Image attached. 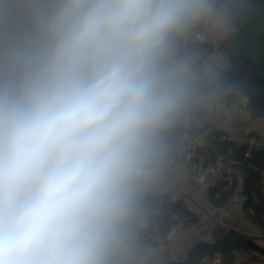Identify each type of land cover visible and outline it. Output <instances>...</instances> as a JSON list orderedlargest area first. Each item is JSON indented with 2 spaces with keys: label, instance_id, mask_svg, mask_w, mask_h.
Wrapping results in <instances>:
<instances>
[{
  "label": "clouds",
  "instance_id": "1",
  "mask_svg": "<svg viewBox=\"0 0 264 264\" xmlns=\"http://www.w3.org/2000/svg\"><path fill=\"white\" fill-rule=\"evenodd\" d=\"M214 0H0V264H125Z\"/></svg>",
  "mask_w": 264,
  "mask_h": 264
},
{
  "label": "crops",
  "instance_id": "2",
  "mask_svg": "<svg viewBox=\"0 0 264 264\" xmlns=\"http://www.w3.org/2000/svg\"><path fill=\"white\" fill-rule=\"evenodd\" d=\"M191 29L179 36L183 46L192 44L193 34ZM210 35L216 38L214 42H208L211 46L216 45L222 38L219 30L214 25L208 31V37ZM217 60L220 61V64L213 62L212 69L229 64V61H224L220 57H217ZM208 62L198 69L199 76L202 74L208 75L205 71ZM172 130L173 128L170 126L163 133L166 144L163 145L159 160L167 159L169 145L176 136V132L174 133ZM208 130L207 139L206 137L204 139L214 138L213 145L219 152L231 149L236 152V158L242 159V142L247 132L258 140H264V119L254 122L244 119L226 123L216 122L210 125ZM215 142L218 144L225 142L230 146L224 149L215 145ZM215 179V176L208 178L209 181ZM223 193H227L226 197L224 199L219 198ZM242 194H245L242 179H235L229 185L221 182L218 188L210 193L211 204L206 211L200 212L195 209L196 215L188 218L182 201L193 203L195 199L201 196L200 191L186 172L172 173L165 169L156 170L155 176L142 185L140 200L144 210H146V220L159 228L160 232L156 234L155 244L153 245H146L143 248L131 246L132 251L125 264H187L191 250L202 244H212L215 237H220L230 230L242 233L245 237H251L248 239L253 245V249L249 251L239 250L235 252L232 264H264V213L262 226L251 222L243 208H239L235 203ZM171 195H177L180 202L176 205L170 204L168 198ZM255 196L256 199L254 202L252 201L253 204L258 203L256 193ZM229 197H232L233 201H229ZM262 207L264 208V204ZM249 211L251 212V209ZM166 220L171 221L172 225L170 224L171 230L164 237L161 235L160 226L168 224ZM220 225H224L227 229H218ZM160 243H164L165 247H161ZM213 254L205 255L200 264L210 263Z\"/></svg>",
  "mask_w": 264,
  "mask_h": 264
},
{
  "label": "built area",
  "instance_id": "3",
  "mask_svg": "<svg viewBox=\"0 0 264 264\" xmlns=\"http://www.w3.org/2000/svg\"><path fill=\"white\" fill-rule=\"evenodd\" d=\"M214 25L225 36L229 32L235 31L238 26L222 18L216 11L212 20L201 22L191 29L193 34L192 44L183 46L178 36L176 44L178 53L181 56H190L194 59L197 69L204 66L213 54L198 53L193 50V45L207 44L208 31ZM215 46H212L213 53H215ZM233 99L227 100L225 98L213 95H199L192 100V104L196 105L198 109L202 110L201 115H191L187 108H183L177 115L171 128L176 129V136L169 145V151L166 160H158L156 170L165 169L172 173L186 172L194 185L200 191L201 196L193 201L187 203L182 201L183 208L188 215V218L194 217L195 209L200 212H205L211 204L210 193L215 191L219 183L225 182L231 184L235 179H242L243 170L242 165L251 158L255 152L264 151V140H258L251 133H246L243 138V158H236V152L231 149L225 152H219L214 147V138L204 139L209 133L208 127L216 122L226 123L237 119H244L247 121H259L263 117L254 118L252 113L247 109L249 103L247 96L240 92H232ZM166 144V139L163 136V145ZM256 171L254 166H251ZM262 182L260 191L264 193V174L260 171ZM210 176H215L214 181H209ZM230 198V197H229ZM254 202L256 199L255 193L251 195ZM250 200L247 194H242L238 200L235 201L239 208ZM229 201H233L231 197ZM168 202L176 205L180 202L177 195H171ZM142 208L141 200L139 204V212L130 225L132 233L133 247L143 248L146 244L140 241L141 236L148 235L153 238V235L159 234L160 230L153 223L141 217ZM218 229H227L224 225H220ZM161 247H165L164 243H160ZM208 264H223L222 255L220 252H214L212 260Z\"/></svg>",
  "mask_w": 264,
  "mask_h": 264
},
{
  "label": "trees",
  "instance_id": "4",
  "mask_svg": "<svg viewBox=\"0 0 264 264\" xmlns=\"http://www.w3.org/2000/svg\"><path fill=\"white\" fill-rule=\"evenodd\" d=\"M215 11L225 20L231 22L235 26H239L238 18V3L237 0H214ZM193 50L198 53H207L213 48L210 44L193 45ZM255 69L253 65L243 58H234L229 61V66L222 72L214 71L210 78L202 74L199 76L197 86L189 103L184 107L187 108L191 115H201L202 110L198 109L196 105L192 104V100L199 95H213L227 100H232V92H243L249 103L247 109L252 113L254 118L264 116V84L254 76ZM171 132V131H169ZM172 132H177L173 129ZM207 139V137H206ZM167 140H169L167 138ZM215 145L224 149L230 145L222 142ZM254 166L256 171L251 168ZM243 191L250 197V200L243 206V210L247 218L259 225H263L262 216L264 213V194L260 192L262 176L260 171L264 174V151L255 152L251 158L243 165ZM257 194L258 203L253 204L251 195ZM227 193H223L219 198L224 199ZM143 219L146 215L141 204ZM161 208V207H160ZM251 209V212L249 211ZM155 219V217H153ZM170 225L172 222L166 220ZM172 225V224H171ZM149 238L148 235H143L140 241L146 245L155 244V236ZM253 249L250 240L238 233L228 231L220 237H215L212 244H202L190 251L187 264H200L205 255L220 252L223 259V264H232L235 258V252L239 250L249 251Z\"/></svg>",
  "mask_w": 264,
  "mask_h": 264
},
{
  "label": "water",
  "instance_id": "5",
  "mask_svg": "<svg viewBox=\"0 0 264 264\" xmlns=\"http://www.w3.org/2000/svg\"><path fill=\"white\" fill-rule=\"evenodd\" d=\"M237 3L239 26L221 38L215 51L229 61L234 58L248 60L255 69L254 76L264 84V0H237ZM160 229L161 235L166 237L171 225H161Z\"/></svg>",
  "mask_w": 264,
  "mask_h": 264
},
{
  "label": "rangeland",
  "instance_id": "6",
  "mask_svg": "<svg viewBox=\"0 0 264 264\" xmlns=\"http://www.w3.org/2000/svg\"><path fill=\"white\" fill-rule=\"evenodd\" d=\"M215 39H216L215 37H213L212 35H210L208 37V39H207V42H209V43L211 41L214 42ZM213 52H214L213 50L212 51H209V52L207 50V54L208 53L209 54H211V53L213 54V56L211 57L210 61L205 66V71H207V73H208V75H207L208 78L211 77V75L214 73V71L222 72V71L226 70L228 68V66H229V64L227 66L221 65L222 66L221 68H214V69H212L211 66H212L213 62L220 64V61L217 60V57H220V59H222L224 61H226V60L229 61L225 56H223L221 54H218L217 52H215V53H213Z\"/></svg>",
  "mask_w": 264,
  "mask_h": 264
}]
</instances>
